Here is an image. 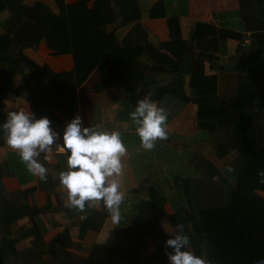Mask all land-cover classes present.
I'll list each match as a JSON object with an SVG mask.
<instances>
[{
  "label": "trees",
  "instance_id": "16d2710c",
  "mask_svg": "<svg viewBox=\"0 0 264 264\" xmlns=\"http://www.w3.org/2000/svg\"><path fill=\"white\" fill-rule=\"evenodd\" d=\"M263 4L264 0H240V7L243 13L246 12L244 16L250 15L246 19L253 33V45L248 51L241 49L238 62L232 66L240 75L238 92L225 96L218 92L213 68L194 51L193 44L207 35L241 39V34L216 30L198 22L189 40L184 41L180 37L178 18L170 17L167 18L170 43L153 45L144 39L140 45L121 46L117 29L132 25V28L145 30L139 24L138 0H76L73 3L65 0H0V122L8 118L5 98L12 91L15 76L28 75L30 85H39L36 93L39 92L40 97L36 102L38 105H34V113L39 118L47 116L46 112L52 106L69 107L65 98L55 99L58 91H66L69 79L75 80L74 86H80L94 75L98 79L96 89L119 83L134 106L145 97L154 102L172 97L181 103H195L196 125L200 130L209 134L226 129L230 132V142L214 150L219 159L227 160L241 153H260L264 157ZM147 16L165 17L164 0L150 6ZM40 42L54 55H72L73 70L56 73L47 65L40 66L30 59L24 48L36 47ZM142 52L147 53V60L139 58ZM209 57L213 59L214 55ZM226 67L219 65L218 69ZM152 71L168 72L172 78L151 88L146 78ZM4 138V132L0 130V142ZM202 173L212 183L215 179L224 182L219 168L208 159ZM7 175L6 166L0 164V264H62L55 251L59 240L68 232L63 231L46 243L34 221L41 210L29 204L27 193L6 192L2 178ZM189 184L190 180H182L183 203L173 215L175 231L171 235L164 233L160 211L146 224H129L121 231L124 240H120L119 235L116 237L117 256L110 264H167L166 252L171 248L165 241L178 234V226H182V234L189 237V250L206 258L209 264H255L257 259L264 257V205L244 196L240 187H236L229 205L222 204L220 198L210 201L215 197L208 195L206 199L210 202L204 200L203 206V199L197 197L196 208H193L188 197ZM150 193L152 206L160 210L164 196L155 187ZM100 203V211L93 210L82 220L78 231L80 238L88 230L101 227L107 208L102 200ZM25 218L29 225L20 224ZM147 238L156 248L144 255Z\"/></svg>",
  "mask_w": 264,
  "mask_h": 264
},
{
  "label": "crops",
  "instance_id": "0c3cea01",
  "mask_svg": "<svg viewBox=\"0 0 264 264\" xmlns=\"http://www.w3.org/2000/svg\"><path fill=\"white\" fill-rule=\"evenodd\" d=\"M75 1L65 0L66 3ZM138 1L141 10L139 24L145 30L132 28V25L117 29L116 35L121 46L140 45L144 39L153 45L160 42L170 43L172 38L167 24V18L170 17L178 18L180 37L184 41L189 40L192 29L198 22L211 25L216 30L241 34L242 38L253 34L246 19V16L250 15L244 16L246 12L243 13L240 0H164L166 16L163 18L147 16L149 7L158 0ZM242 38L220 39L216 35H207L198 38L193 44L194 51L200 53L216 73L220 95L232 96L239 90L240 75L232 66L238 62L241 49L248 51L252 48L243 47ZM24 53L40 66L47 65L56 73L70 72L74 68L72 55H54L43 42L36 47L24 48ZM211 54L214 55L213 59L209 57ZM139 58L147 60L148 55L142 52ZM219 65L227 67L219 70ZM27 76L17 75L12 81V91L5 98L8 116L21 110L34 113V105H38L36 102L40 96L39 92L36 93V88L39 85H30ZM171 78L172 75L168 72L152 71L146 82L152 88L153 85L169 81ZM74 81L73 78L69 79L66 91L60 90L55 96V99L68 100L69 107L66 109L64 106H52L46 112V117L51 121L50 127L57 133H62L65 123L76 115L80 116L83 126L109 132L120 131L126 152L121 157V173L109 178L119 183L120 191L124 195L120 205V224H114L107 210L101 227L98 230H88L80 238L78 231L82 220L91 211H100L102 206L100 201L93 202L92 207L86 205L83 210L67 206V191L59 189V173L67 170L68 154L63 150L41 154L39 160L48 170L46 180H41L38 175L27 169L18 151L11 149L5 138L0 142V164L5 165L8 170V175L2 178L6 192L27 193L29 204L41 210V213L34 217V221L44 234L46 243L51 242L63 231L68 232L67 236L59 240V247L55 251L59 254L62 264H110L117 256V235L121 240V231L126 226L131 223L146 224L154 219L159 211L164 233L171 235L176 229L173 215L183 203L182 180L185 179L190 180L188 197L193 208H196L197 197L206 203L220 198L222 204L229 205L232 203L233 189L236 187H240L244 196L264 205L263 155L241 153L227 160L217 158L214 150L219 145L230 142V132L226 129L209 134L200 130L196 125L195 103H181L179 99L172 97L161 102L156 101L167 113V136L165 139H158L151 150H145L136 133L137 125L130 118L135 106L127 99L121 84L96 89L98 79L94 75L80 86H74ZM35 116L38 118L36 114ZM57 141L62 143L61 139ZM206 159L219 168L220 177L224 182L215 179L212 183L205 178L202 168ZM152 187L158 189L165 198L160 210L152 206ZM206 190H209L208 193ZM208 195L215 198L209 201L206 199ZM25 223L30 224L27 218L20 221V224ZM20 244H23V247L24 241ZM155 248V243L147 238L144 255L153 252Z\"/></svg>",
  "mask_w": 264,
  "mask_h": 264
},
{
  "label": "clouds",
  "instance_id": "9594fccd",
  "mask_svg": "<svg viewBox=\"0 0 264 264\" xmlns=\"http://www.w3.org/2000/svg\"><path fill=\"white\" fill-rule=\"evenodd\" d=\"M130 118L137 125L136 133L145 150H151L158 139L166 138L167 113L149 97L137 101ZM50 124L46 116L37 118L34 113L21 110L0 122V130L7 145L18 151L27 169L41 180H46L48 170L39 157L61 139L63 151L68 154V167L59 173V189L67 191V206L83 210L86 205L92 207L93 202L102 200L114 224H120L124 195L119 183L109 179L121 173V157L126 152L120 131L83 126L79 115L65 123L62 133H57ZM178 229V234L165 241L171 248L166 252L167 264H209L206 258L189 250V237L182 234V226ZM255 264H264V257Z\"/></svg>",
  "mask_w": 264,
  "mask_h": 264
},
{
  "label": "built area",
  "instance_id": "2783aa9c",
  "mask_svg": "<svg viewBox=\"0 0 264 264\" xmlns=\"http://www.w3.org/2000/svg\"><path fill=\"white\" fill-rule=\"evenodd\" d=\"M242 46L245 47V48H250L252 45H253V37L251 35H246L243 39H242ZM63 150V145L61 142L59 141H56L55 144H53L51 146V148L42 153V154H51V153H57L59 151Z\"/></svg>",
  "mask_w": 264,
  "mask_h": 264
}]
</instances>
